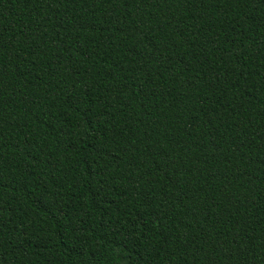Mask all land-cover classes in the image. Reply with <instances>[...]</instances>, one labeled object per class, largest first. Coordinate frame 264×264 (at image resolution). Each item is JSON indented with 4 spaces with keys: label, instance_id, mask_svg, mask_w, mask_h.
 Here are the masks:
<instances>
[{
    "label": "trees",
    "instance_id": "1",
    "mask_svg": "<svg viewBox=\"0 0 264 264\" xmlns=\"http://www.w3.org/2000/svg\"><path fill=\"white\" fill-rule=\"evenodd\" d=\"M0 264H264V0H0Z\"/></svg>",
    "mask_w": 264,
    "mask_h": 264
}]
</instances>
